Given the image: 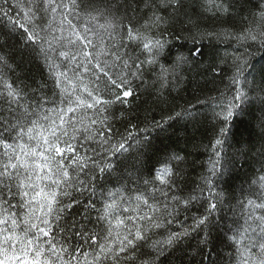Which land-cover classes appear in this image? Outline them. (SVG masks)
I'll return each instance as SVG.
<instances>
[{"label": "snow or ice", "instance_id": "obj_1", "mask_svg": "<svg viewBox=\"0 0 264 264\" xmlns=\"http://www.w3.org/2000/svg\"><path fill=\"white\" fill-rule=\"evenodd\" d=\"M3 2L6 4L7 0ZM144 2L145 7L152 9L146 31L166 25L169 19L184 23L181 13L187 15L186 0ZM201 7V15L211 13L217 19L230 15L223 0H206ZM157 10L168 14L167 17L158 15ZM255 22L253 17V23ZM188 24L186 31L190 36L184 37L183 41L190 43L192 47L183 50L184 45H181L174 54L169 47L172 42L163 38V32H160V38H156L157 34L154 32L150 36L137 32L133 38L134 29H127V47L135 55L130 56L127 50L123 54L117 52L116 63L123 61L120 71L99 73L107 79L105 87L110 86L114 90L109 96H115V100L100 101L104 106L102 119L99 118L100 108L95 100L90 106L83 102L82 96L73 98L63 86L69 77L66 71H56L60 65H49L47 77L42 72L39 81L27 83L17 74L19 65L11 62V57L6 59L5 55L0 54V144L6 150H11L5 153L6 162L0 164V214L7 213L18 224L19 212L25 208L29 210L25 213L29 225L24 230L25 234L22 237L3 236L0 264H80V257L89 255L92 257L91 264H108L109 259L110 264H170V258L175 256L176 251L182 252L177 257L179 264H205V260L207 264H222L220 252H216V258L205 255L206 251H216L217 238L213 237L210 227L214 214L226 202L236 198L227 193L220 183L224 177H228L224 179L225 184L231 179V167L227 158L224 170L217 168L222 158L220 148L225 144L229 122L233 121L234 114L244 102L259 106L258 114L249 111L247 115L254 121L255 134L260 141H264V82L250 80L246 75L249 68L247 62L241 63L237 57L228 69L232 73L228 76L229 95L221 93L217 98L223 100V103L213 107L210 97L207 102L198 100L196 106L181 107L178 111L172 107L168 109L172 114L162 115L159 121L153 119L149 122L145 118L141 122L143 127L132 124L129 115H126L134 107L128 98L137 99L142 92L154 94L160 103L167 104V97L185 81V73L204 63L199 59L203 53L198 45L205 39L216 41L218 36L214 32L192 34L191 22ZM260 24L264 27V9L261 10ZM24 36L27 37L28 33L25 32ZM251 38L256 39L255 36ZM175 41H180V38L176 37ZM217 67L215 53L209 59L207 69L216 75ZM71 72L75 77V72ZM224 72L225 69L222 68L221 73ZM79 83L82 81L78 85ZM75 90L79 91V87ZM84 94L91 99L96 93L93 91L91 95L87 92ZM28 96L35 100V106L32 103H22L27 101ZM117 103L122 106L128 104L129 107L120 112L119 117L112 113L109 119V110ZM61 105L68 106L65 109ZM198 106L206 109L207 113L210 111L215 123L212 124V137L204 146L206 150H210L209 160L200 165L206 171L200 173L197 179H192L189 174L188 165L195 164V161L190 162L188 159L192 153L178 147L171 151L168 148L158 150L164 153L163 167H156L150 175L142 174L144 151L135 152L127 167L121 171L117 162L118 155H123L133 144L137 148L150 145V134L157 129L164 130L170 121L200 116ZM93 109V116L87 117L88 124H85L86 117L79 113ZM49 111L55 113L59 122L41 130L39 117L33 120L30 116L43 112L45 123L48 124L52 119L48 116ZM65 112H68L66 119ZM112 120H118L124 126L123 130L115 128ZM192 122L195 126V119ZM251 136L250 132L249 140ZM61 137L64 138L66 148L53 146ZM81 138L83 155L71 143L72 140L79 142ZM31 142H42V145L48 147L43 151L33 152ZM236 143L239 145L236 153L241 156H246L251 151L242 135L236 138ZM236 153H233V157ZM254 158L260 164L259 175L250 181L249 189L253 185L259 186L256 198L261 202L248 199L246 203L241 201L238 207L249 209L248 220L255 222L257 227L253 229L248 220L245 221L248 227L241 228L236 221H233L237 225L235 228L228 227L224 235L231 243L225 246L234 250L229 264L235 256L239 257L238 264H264V215H255L256 211L264 212V143H261ZM29 160L33 162L30 163ZM105 173L116 177L115 185L119 186L99 191V177ZM33 176L37 181H50L47 189L40 187L36 191L38 185L32 182ZM30 192L33 194L29 199ZM134 192L140 194L133 199L131 194ZM13 201L16 203L13 204ZM34 203L38 205L40 215H37ZM133 203L137 211L142 208L147 211L128 216L126 220L121 219L117 214L121 212L123 205L130 206L124 211H132ZM12 209L17 211L13 212ZM185 215L190 217V221L183 218ZM32 220L38 222L32 223ZM4 223V232L11 231L8 228L9 221ZM229 232L232 233L231 236L228 235ZM193 234H197L194 246L189 244L185 248L178 247ZM85 248L91 251H84ZM85 264H88L87 260Z\"/></svg>", "mask_w": 264, "mask_h": 264}, {"label": "trees", "instance_id": "obj_2", "mask_svg": "<svg viewBox=\"0 0 264 264\" xmlns=\"http://www.w3.org/2000/svg\"><path fill=\"white\" fill-rule=\"evenodd\" d=\"M156 2L160 3L161 0H156ZM205 2L206 0H186L185 11L187 15L181 13V20L184 23L169 19L166 25L146 31L145 27L148 24V18L152 15V9L145 7L144 0H7L6 4L0 0V9H4L0 11V49H2L0 54L5 55L6 59L11 57V62L19 65L17 74L21 80L27 83H32L34 80L39 81L42 72L47 77L49 65L54 67L60 65L61 67L56 68V71H66L69 77L68 82L63 86L68 89L73 98L82 96L83 102L90 106L95 100L100 108L99 118L102 119L104 106L100 104V101L115 100V96H109V93L114 90L110 86L105 87L107 79L100 76L99 73L102 71L118 73L120 71V64L123 61L120 64L116 63L117 52L123 54L127 50L130 56L135 55L132 49L127 47L129 43L128 28L134 29L133 38L137 32L149 36L154 32L157 34L156 38H160V32H163V38L172 42L169 47L173 54L181 45H184L183 50L192 47L190 43L183 41L184 37L190 36V33L186 31L189 21L192 25V34L200 35L206 32H214V35L218 36L216 41L205 39L198 45L203 53L199 59L204 63L193 68L191 72L185 73V81L167 97V104L160 103L156 95H150L149 92H142L137 99L128 98L134 107L131 108V113H126V115H129L132 124H140L143 127L144 124L141 122L145 118L149 122L153 119L159 121L162 115L172 114L168 110L172 107L178 111L181 107L196 106L198 100L207 102L210 97L213 107L223 103V100L217 98L220 97L221 93L229 95L227 91L228 76L232 73L228 69L231 68L237 57L241 63L247 62L249 68L246 75L250 80H255L258 83L264 82V27L260 24L264 0H223L225 7L229 8L230 15L220 19L214 18L211 13L201 15L203 12L201 5ZM157 13L166 17L168 15L159 10ZM253 17H255V23H253ZM165 28H167L166 31ZM25 32L28 33L27 37L24 36ZM252 36H255L256 39L253 40ZM176 37H179L180 41H175ZM237 37L243 38L237 39ZM215 53L218 67L216 68L217 74L213 75L207 69V64ZM69 57L70 59H67ZM222 68L225 69L224 73H221ZM68 70L75 72V77ZM79 81L82 83L78 85ZM77 86L79 91L75 90ZM93 91L96 94L92 95L91 99H88L84 94L87 92L91 95ZM22 103H32L35 106V100L31 96H28L27 101H22ZM67 106L61 105L65 109ZM72 106L75 107V105ZM128 107V104L123 106L118 103L114 104L109 110L108 118L111 119L112 113L119 117L120 112ZM258 108V105L250 102H244L240 105L234 114L233 121L229 122L230 127L225 144L220 148L222 158L219 160L217 168L221 171L224 170L225 158L229 160L231 167L229 182L225 184L224 179H228V177H224L220 183L227 193L236 198L226 202L222 209L214 214L213 224L210 227L213 237L217 238L216 251H206L205 255L216 258V252H220L222 264H229L230 257L234 255L233 248L225 246L231 243V241L226 240L224 235L228 227L235 228L237 226L233 224V221H236L241 228L248 227L245 221L248 220L249 209H241L238 204L241 201L246 203L248 199H253L256 203L261 202L256 198L260 191L259 186L253 185L252 189H249L250 181L259 175L260 164L254 157H256L260 145L264 141H260V138L255 134L254 121L250 119L247 113L252 111L258 114ZM198 109L201 112L200 116L177 118L170 121L169 126H166L164 130L157 129L152 132L149 137L150 145L137 148L133 144L123 155H118L117 162L121 171L127 167L135 152L144 151L145 162L142 174L150 175L156 167H163L164 153L158 150L168 148L171 151L178 147L192 153L188 159L190 162L195 161V164L190 163L188 165L189 174L192 179H197L200 173L206 171L200 165L209 160L210 150H206L204 146L212 137V124L215 123L211 118L210 111L207 113L206 109L199 108V106ZM94 111L95 109L79 113V115L86 117L85 124H88L87 117H92ZM39 113L43 112H38L37 116H30V118L36 120L39 117L41 130L52 123L59 122L52 111L48 112V116L52 118L48 124L41 117L44 116V113L41 116L38 115ZM67 116L68 112H65L64 118L66 119ZM193 119L196 121L195 126L192 122ZM111 122L115 128L123 130L124 126L118 120ZM97 127H99L98 124ZM77 128H80V125H77ZM68 131L70 132L71 129ZM250 132L252 133L251 140H249ZM94 134L95 130H93ZM29 135H31V130H29ZM77 135L79 136V133ZM241 135L242 139L248 142L251 147V151L246 156L236 153V149L239 147L236 138ZM191 136L194 139H186ZM63 139L61 137V140L53 146L66 148L67 145L63 143ZM25 143L28 142L25 141ZM71 143L80 155L84 154V149L81 148L82 138L79 142L72 140ZM31 147L33 152L35 150L39 152L48 146L42 145V142L40 144L31 142ZM6 151L10 152L11 150H6L0 144V164L6 162ZM225 153H227V157H225ZM233 153H236L235 157H233ZM17 154H19V149H17ZM21 158L23 159V157ZM29 162L32 163L33 161L29 160ZM32 182L38 185L36 191L40 187L47 189L50 184V181H37L34 176ZM115 184L116 177L111 173H105L99 177L98 189L103 191L105 188L119 186ZM129 186L131 187V185ZM32 194L30 192L29 199ZM139 194L134 192L131 196L134 199ZM15 203L16 201H13V204ZM33 206L37 208V215H40L38 205L34 203ZM129 207L128 204H124L123 209L117 215L126 220L128 216L143 214L144 211H147L146 208L137 211L134 203L131 205L132 211H124ZM12 211L17 210L12 209ZM27 211L29 210L25 208L19 212L20 222L18 224H15L7 213L0 214V244L3 243L4 235L22 237L25 234L24 230L29 227L27 225L28 217L25 216ZM255 215H264V212L256 211ZM221 217L224 219L221 220ZM183 218L190 221V217L187 215ZM5 221H9L8 228L11 229L6 233L4 232ZM37 222L32 220V223ZM248 223L253 229L257 227V224L251 220H248ZM196 235L193 234L178 247L185 248L189 244L194 246ZM228 235L231 236L232 233L229 232ZM162 238L154 237V239ZM84 251L90 252L91 249L85 248ZM181 255L182 252L176 251L175 256L170 258V264H179L177 257ZM80 259V264H85V260L88 261V264H91L92 261L90 255L81 256ZM238 261L239 257L235 256L234 259H231V264H238ZM108 264H110V259ZM205 264H207V260H205Z\"/></svg>", "mask_w": 264, "mask_h": 264}, {"label": "rangeland", "instance_id": "obj_3", "mask_svg": "<svg viewBox=\"0 0 264 264\" xmlns=\"http://www.w3.org/2000/svg\"><path fill=\"white\" fill-rule=\"evenodd\" d=\"M38 115L41 116V115H43V113H39ZM41 117H44V116H41Z\"/></svg>", "mask_w": 264, "mask_h": 264}]
</instances>
